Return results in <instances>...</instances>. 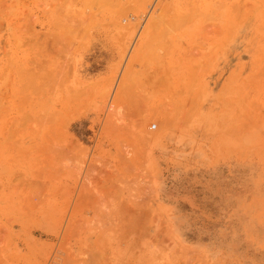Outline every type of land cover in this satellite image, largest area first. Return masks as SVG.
Here are the masks:
<instances>
[{
  "label": "rangeland",
  "instance_id": "rangeland-1",
  "mask_svg": "<svg viewBox=\"0 0 264 264\" xmlns=\"http://www.w3.org/2000/svg\"><path fill=\"white\" fill-rule=\"evenodd\" d=\"M0 264H264V0H0Z\"/></svg>",
  "mask_w": 264,
  "mask_h": 264
}]
</instances>
